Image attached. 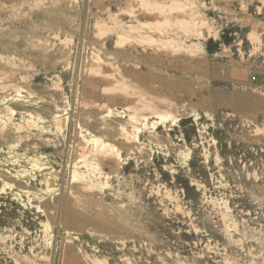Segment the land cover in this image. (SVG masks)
I'll list each match as a JSON object with an SVG mask.
<instances>
[{
    "label": "rangeland",
    "instance_id": "1",
    "mask_svg": "<svg viewBox=\"0 0 264 264\" xmlns=\"http://www.w3.org/2000/svg\"><path fill=\"white\" fill-rule=\"evenodd\" d=\"M0 264H264V0H0Z\"/></svg>",
    "mask_w": 264,
    "mask_h": 264
},
{
    "label": "bare ground",
    "instance_id": "2",
    "mask_svg": "<svg viewBox=\"0 0 264 264\" xmlns=\"http://www.w3.org/2000/svg\"><path fill=\"white\" fill-rule=\"evenodd\" d=\"M173 5V4H172ZM176 4H174V6H172L171 7V9L172 8H175L176 6H175ZM182 6V5H181ZM180 5H179V7H181ZM178 7V6H177ZM181 8H183V6L181 7ZM174 10H176V11H178L179 9L177 8V9H174ZM181 10V9H180ZM179 10V11H180ZM185 10V9H184ZM179 11H178V14H179ZM181 14H182V11L180 12ZM177 14V13H176ZM173 16H175V15H173ZM181 17H182V15H181ZM179 19H180V17L178 16V17H175V20H176V22L178 21L179 22ZM169 22H170V20H169ZM174 23H175V21H174ZM182 23H184V21L182 22ZM171 24H173V23H171ZM178 24H180V23H178ZM178 24H176L175 26H173V27H176V26H179L180 27V25H178ZM184 25V29H186L185 28V24H182V26ZM186 25H190V24H186ZM191 27V26H190ZM182 28V30L181 29H179V30H181L182 32H184V31H187V30H184ZM174 29V30H173ZM172 29V31H175V30H177V27L176 28H173ZM178 30V31H179ZM189 31H191L190 29H189ZM169 32V31H168ZM177 32V31H176ZM165 33V32H164ZM170 33V32H169ZM185 33V32H184ZM190 33V32H189ZM167 34V33H166ZM173 34H176V33H173ZM187 34V33H186ZM184 36H185V34H183ZM173 36V35H172ZM182 35H180L179 37H181ZM187 36V35H186ZM185 36V37H186ZM191 36V35H190ZM162 37L163 36H161V38H159V39H156L153 35H145V33H140V35L138 36V38H139V41L140 42H151V43H156V45H157V43H164V45H166V46H170V47H172V48H178V49H176V50H180V47H181V42L183 41H181V39H178V40H180V41H178V40H176V41H174L175 39H177V38H175V39H173L172 37H171V33H170V35L168 34V35H165L164 36V38L165 39H169L168 41H164L165 39L163 38V41L161 40L162 39ZM174 37H175V35H174ZM188 37H189V35H188ZM187 38V37H186ZM162 41V42H161ZM175 42H177V44L175 43ZM178 42H180L179 44H178ZM169 44H171V45H169ZM158 46V45H157ZM160 46V45H159ZM185 47V46H184ZM181 48H183V47H181ZM182 50V49H181ZM180 50V51H181ZM92 143L93 145V148L91 149V151H90V154H88V152L87 153H85V151L84 150H82V148H80V150H81V153H79V151H78V153H79V157H78V160H77V158H76V164L75 165H77V167H76V169H75V174H74V177H75V181L77 180H81V181H87V182H90V183H94V182H96V181H99V179H101V177H102V175L104 174V169H105V167H106V165H107V163H108V160H106V159H104V157L103 158H101V157H99V156H97V154L99 153V154H104L105 153V150L107 151H109V147L106 145V143H104V140L102 139V138H100V137H95V138H91V140H89L88 141V143ZM85 146V145H84ZM91 155V158H88V156L87 155ZM94 156V157H93ZM93 157V158H92ZM90 159H92V161H94L93 163H91V160ZM81 167H83L85 170H83V169H81ZM104 176V175H103ZM106 177V176H105ZM49 178V177H48ZM51 179V178H50ZM49 179V180H50ZM54 178H52V180H53ZM50 182V181H49ZM100 182H101V180H100ZM52 185H54V187L56 188V187H58L57 186V183L55 184V183H53ZM87 186H89L88 184H87ZM85 187V186H84ZM83 187V188H84ZM54 188V189H55Z\"/></svg>",
    "mask_w": 264,
    "mask_h": 264
}]
</instances>
